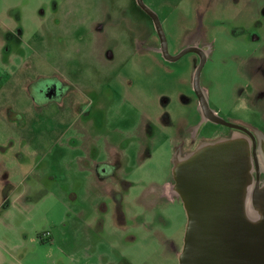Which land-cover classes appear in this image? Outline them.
I'll list each match as a JSON object with an SVG mask.
<instances>
[{"label": "rangeland", "instance_id": "1", "mask_svg": "<svg viewBox=\"0 0 264 264\" xmlns=\"http://www.w3.org/2000/svg\"><path fill=\"white\" fill-rule=\"evenodd\" d=\"M145 2L171 53L206 51L210 107L257 123L248 97L264 89V0ZM10 17L18 68L64 78L70 93L0 113V264H179L188 215L172 137L200 118L198 55L166 61L152 50L156 28L137 0H0V23ZM106 160L115 177L104 181L95 167Z\"/></svg>", "mask_w": 264, "mask_h": 264}, {"label": "water", "instance_id": "2", "mask_svg": "<svg viewBox=\"0 0 264 264\" xmlns=\"http://www.w3.org/2000/svg\"><path fill=\"white\" fill-rule=\"evenodd\" d=\"M137 3L152 17L167 60L176 61L188 52L199 55L193 85L204 116L251 133L210 107L201 85L207 60L204 48L192 44L172 54L158 13L145 0ZM250 160L249 143L236 138L203 144L186 158L180 178L176 175L188 215L179 264H264V191L260 190L259 165L254 181Z\"/></svg>", "mask_w": 264, "mask_h": 264}, {"label": "flooded vegetation", "instance_id": "3", "mask_svg": "<svg viewBox=\"0 0 264 264\" xmlns=\"http://www.w3.org/2000/svg\"><path fill=\"white\" fill-rule=\"evenodd\" d=\"M154 10L158 13L156 9ZM10 20H11L10 23L9 22L0 23V30H1L0 32V60L2 62V65L0 64V68H1L0 113L2 114L4 113L8 118L11 119L13 118V116H15V114L19 112L20 108L18 106H19V103L21 102L24 103L26 101L31 100L33 103H35V105H39V104L44 103L46 100H54L58 98L60 99L64 95L69 94L70 90L67 89L68 81L64 78H60L56 76L39 75V74L37 77L36 76L33 77L30 75L29 70H27L29 66H27L26 69L18 68V64L16 63V60H15V57L17 56V54L14 52L13 44H12L14 36H15L14 28L12 25L13 18L10 17ZM100 28H103V27H100ZM167 39H168V48H169L168 36H167ZM158 40H159V46H154L152 50H154L161 58L165 59L166 61H169L163 56L159 35H158ZM188 45H192V44H188ZM193 53L197 54L195 52ZM172 54H175V53H172ZM207 60H208V55H207ZM259 68H260L261 75L264 78V64L262 65L260 64ZM25 70H26V74L20 78V72H24ZM247 84L248 86H250V88L246 87L244 89L245 91L247 90L249 93V91H251L250 90L251 87L253 90V86H252L253 84L251 82ZM191 86H192L193 95L197 97L198 102H199V98L194 90V85L192 84ZM252 93L253 92L251 91V95H249L248 97V103L252 104L253 108L255 109V111L253 112L257 119V123L246 125L243 123L242 124L236 123V122L229 120L233 123L246 127L251 133H249L246 130L240 129V128L230 127L224 124L216 123L210 119H207L203 114L201 106L199 107L200 109L199 110V116H200L199 120H197L194 124L188 127L186 131L183 133H181L180 129L179 130L178 128L176 129L174 133V137H172V140L174 142L173 143L174 145L173 168L176 166V168L173 169V174L175 172V174L180 178L181 171H179V169L182 170L185 167L184 165L186 164V158L194 150H196L201 145H203L205 142L214 143L216 141L226 140V139H230L234 137L236 139H239L241 141L243 140L244 142L249 143L250 159H251L250 161L252 163V169L250 173L255 181L257 179V164H258L259 165L258 172L260 173L259 175H260V184H261L260 190L261 192L264 191V165L262 164L261 157H260L261 152H263L264 154V89L260 88L257 90L254 88V93L253 94ZM19 95H21V97H19ZM206 97L209 101V98L207 95ZM199 105H200V102H199ZM212 110L219 115L222 112L221 111L220 113H218L217 110L214 108H212ZM21 112L24 113V110L20 109V113ZM224 118L227 119L226 117ZM194 125H197L196 129L194 128L190 129L194 127ZM230 130H237L240 134L238 136H234L232 135L233 133H231ZM176 149L180 150L181 156L179 158L175 156ZM114 164H115V161L113 160H106V161H101V162L96 163L95 171L97 172V175L100 177V179L105 181L108 178L115 177L114 176L115 175ZM108 166H111L109 170H108ZM2 172L3 171L1 170L0 176L5 178L7 175H2L1 174ZM119 182L120 181L116 180V183H119ZM107 183H109V181ZM114 189L115 188L112 187L111 190L109 189L108 193H111L116 200V205L114 206L115 208H114L113 213H114L115 221L119 223V221L121 222V220L123 219V211H121L122 208L120 206V201H119L120 200L119 191H114ZM181 201L184 205L182 198H181Z\"/></svg>", "mask_w": 264, "mask_h": 264}, {"label": "bare ground", "instance_id": "4", "mask_svg": "<svg viewBox=\"0 0 264 264\" xmlns=\"http://www.w3.org/2000/svg\"><path fill=\"white\" fill-rule=\"evenodd\" d=\"M246 196H247V199L249 198V192L246 193ZM247 205H248V210L251 211V208H252V204H251V201L248 199L247 200Z\"/></svg>", "mask_w": 264, "mask_h": 264}, {"label": "crops", "instance_id": "5", "mask_svg": "<svg viewBox=\"0 0 264 264\" xmlns=\"http://www.w3.org/2000/svg\"><path fill=\"white\" fill-rule=\"evenodd\" d=\"M95 173L97 174V172L95 171Z\"/></svg>", "mask_w": 264, "mask_h": 264}]
</instances>
